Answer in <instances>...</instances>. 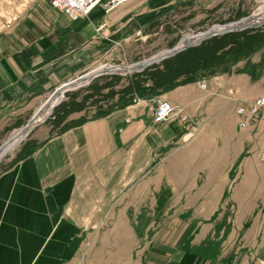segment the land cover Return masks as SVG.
Listing matches in <instances>:
<instances>
[{
  "label": "crops",
  "instance_id": "crops-1",
  "mask_svg": "<svg viewBox=\"0 0 264 264\" xmlns=\"http://www.w3.org/2000/svg\"><path fill=\"white\" fill-rule=\"evenodd\" d=\"M90 12L71 22L41 0L0 34L1 127L81 75L90 54L82 44L107 11ZM262 52L231 62L204 89L185 83L169 92L185 122L162 128L129 106L15 156L0 169V264H264V107L243 119L246 127L236 115L264 95ZM230 87L240 101L225 96ZM175 140L184 214L158 231L154 176L169 173Z\"/></svg>",
  "mask_w": 264,
  "mask_h": 264
},
{
  "label": "rangeland",
  "instance_id": "rangeland-1",
  "mask_svg": "<svg viewBox=\"0 0 264 264\" xmlns=\"http://www.w3.org/2000/svg\"><path fill=\"white\" fill-rule=\"evenodd\" d=\"M40 1L0 0V34L9 32ZM260 7L264 8V0H133L104 13L95 22L96 32L82 44V50L90 49V54L87 59L83 58V68L79 72L81 75L87 74L105 64L112 67L115 64L129 66L178 43L181 45L187 37L207 30L214 24H227L243 17L245 20L253 18V15L257 16ZM213 36L191 47H197ZM215 46L220 48L216 49L213 61L201 62L193 72L183 73L166 85H158L166 69V63L158 61L145 67L151 68L150 73L156 80L145 76L133 77L135 71L105 73L67 91L45 120L34 126L23 140L0 159V169L22 151L30 152L31 147L46 136L58 134L64 129L104 116L108 112L139 106L152 117L156 101L167 98L168 93L175 90L176 86L185 83L199 86V79L206 80L214 76L231 62L242 61L255 54L260 55L264 50V24L253 30H244L229 40L205 43L203 47L209 50ZM263 54L264 52L261 55ZM135 96L140 97L137 103H134ZM38 104L39 102L36 105ZM30 110L21 112V117L8 123L7 127L0 126V145L12 137L17 131L15 129L26 125L33 114V110ZM178 119L181 120L172 116L165 122L155 124L163 128ZM167 149L169 160L164 161V164L169 165V173L155 172L154 176L158 231L166 228V219L184 214L179 140L170 142ZM160 162L159 152L154 163L161 167ZM177 186L180 189H176ZM175 201L181 202L176 205Z\"/></svg>",
  "mask_w": 264,
  "mask_h": 264
},
{
  "label": "built area",
  "instance_id": "built-area-1",
  "mask_svg": "<svg viewBox=\"0 0 264 264\" xmlns=\"http://www.w3.org/2000/svg\"><path fill=\"white\" fill-rule=\"evenodd\" d=\"M131 0H51V6L55 9H60L65 13L68 18L73 21H78L83 18L88 17L95 7L99 6L104 11L110 12L111 10L116 9L121 4L130 2ZM197 84L201 88H206V80H198ZM230 100L240 101L236 95V90L233 87L227 89L225 95ZM140 101V97L135 96L134 103ZM264 107V95L259 96L249 103L240 104L236 108V115L242 120L240 121V127H246L247 123L243 120L247 115L258 116ZM177 116L183 122L188 120V114L185 111V108L180 105L170 101L169 99H158L152 111V119L154 123H161L169 120L170 117Z\"/></svg>",
  "mask_w": 264,
  "mask_h": 264
},
{
  "label": "water",
  "instance_id": "water-1",
  "mask_svg": "<svg viewBox=\"0 0 264 264\" xmlns=\"http://www.w3.org/2000/svg\"><path fill=\"white\" fill-rule=\"evenodd\" d=\"M264 24V16L259 17L258 19H248L245 20L244 17L243 19H240L238 21H232V22H228L227 24H214L212 27L208 28L207 30L201 31V32H197V34H193L192 37L187 38L186 41L184 43H182L181 45H179V43L172 47L169 48L167 50L161 51L156 53V55H151V57L137 61L136 63H133L129 66L127 65H119V64H115V67H121L123 68V71H129V72H136L139 70L144 69L145 67L151 65L154 62H158V61H162L164 59H167V57H170L178 52H181L182 50L191 47L195 44H198L199 42H201L202 40L212 37L213 35H221V34H225L231 31H242L246 28H257L259 27V25ZM158 56V57H155ZM111 67H105L103 70H100L98 72L92 73V75H90V77H86L84 75H80L77 78L80 81H89L94 79L97 76L103 75L105 73L110 74V73H120L123 72H112ZM76 78V80H77ZM73 84V80L68 81L62 85H60L58 88L54 89V93L56 94L58 92L63 93L64 91L67 92L71 89H69V86H71ZM41 111L39 112H35L30 118L29 120L26 122V125L23 126L21 129V134L22 135H27L29 133V131L31 130V127L36 125V120L37 118L40 116ZM9 143V140L3 144L0 145V159L2 157L5 156L7 150L5 149V145Z\"/></svg>",
  "mask_w": 264,
  "mask_h": 264
},
{
  "label": "trees",
  "instance_id": "trees-1",
  "mask_svg": "<svg viewBox=\"0 0 264 264\" xmlns=\"http://www.w3.org/2000/svg\"><path fill=\"white\" fill-rule=\"evenodd\" d=\"M250 29L253 30V28H247L244 30H250ZM244 30L231 31L222 34L220 36L219 35L213 36V38H210L209 40L202 42L197 47H188L182 50L181 52H178L170 57H167V59L162 60V62L164 61L166 63V69L163 75H161L159 80L160 82L158 83V85H166L172 82L173 80H175L179 75H182L183 73L193 72L201 62L213 61V59L216 57L215 55V52L217 51L216 49L220 47L215 46L213 49H209L210 50L209 51L208 49L203 47L205 43H209L213 41L221 42V40H229V38L241 34L242 32H244ZM244 44L246 45L247 43ZM150 69L145 68L142 71L139 72L136 71L133 77L145 76L156 80L155 76H152V73H150L151 72ZM29 153L30 152L22 151L15 159H19L24 155H29Z\"/></svg>",
  "mask_w": 264,
  "mask_h": 264
},
{
  "label": "bare ground",
  "instance_id": "bare-ground-1",
  "mask_svg": "<svg viewBox=\"0 0 264 264\" xmlns=\"http://www.w3.org/2000/svg\"><path fill=\"white\" fill-rule=\"evenodd\" d=\"M257 16H254L253 15V18L254 19H258L259 17H261V16H264V8H261L260 7V9H259V12H258V14H256ZM252 18V17H251ZM250 18V19H251ZM252 18V19H253ZM248 20V19H247ZM188 38V37H187ZM186 38V39H187ZM186 39L185 40H183V42L182 43H184L185 41H186ZM156 57V56H155ZM105 67H111V71L112 72H121V71H123L122 69L123 68H121V67H115V66H110V65H108V64H105V65H101L99 68H96L95 69V71H90L89 73H87V74H84V76H86V77H90V75H92V73H95V72H98V71H100V70H103ZM77 78V77H76ZM76 78H74L73 79V84L71 85V86H69V89H75V87H78V86H81V85H83L84 83H87V82H89V81H87V80H85V81H80L78 78H77V80H76ZM54 93V91L48 96V98H47V100H46V102H44V104L42 105V107L41 108H39L36 112H39V111H41V114H40V116L37 118V120L35 121L36 122V125L37 124H40L42 121H44L45 120V118L52 112V110H53V108L55 107V105H57L59 102H60V100H61V98L63 97V95L66 93L65 91L63 92V93H61V92H58V93H56V94H53ZM36 125H34V126H36ZM34 126H32L31 127V129L34 127ZM21 130L22 129H20V130H17L16 132H14V134L12 135V137H9L5 142H7L8 140H9V143H7L6 145H5V149L7 150V152L6 153H8L10 150H12L13 148H14V146L16 145V144H18L21 140H23L24 139V137H25V135H22L21 134ZM4 142V143H5ZM6 155V154H5Z\"/></svg>",
  "mask_w": 264,
  "mask_h": 264
}]
</instances>
